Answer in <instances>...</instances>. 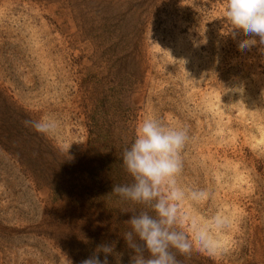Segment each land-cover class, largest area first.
Wrapping results in <instances>:
<instances>
[{
    "label": "rangeland",
    "instance_id": "1",
    "mask_svg": "<svg viewBox=\"0 0 264 264\" xmlns=\"http://www.w3.org/2000/svg\"><path fill=\"white\" fill-rule=\"evenodd\" d=\"M226 7L0 0V264L103 259L108 221L81 182L108 163L130 182L121 154L147 118L189 128L179 182L211 196L182 210L232 221L219 251L181 264H264V45L241 49ZM41 118L49 134L24 124ZM113 247L109 264H130Z\"/></svg>",
    "mask_w": 264,
    "mask_h": 264
},
{
    "label": "clouds",
    "instance_id": "2",
    "mask_svg": "<svg viewBox=\"0 0 264 264\" xmlns=\"http://www.w3.org/2000/svg\"><path fill=\"white\" fill-rule=\"evenodd\" d=\"M225 16L234 35L249 37L240 42L241 49L256 45L255 37L264 45V0H227ZM24 124L45 135L53 128L44 118L25 120ZM190 138L186 125L173 128L147 118L137 125L134 140L122 151V167L130 182L113 185L111 193L142 209L133 210L125 222L129 230L123 239L133 253L130 264H181L178 256L190 260L196 250L215 254L222 247L217 232L231 227L227 214L218 212L197 222L181 207L185 199L199 205L211 196L203 187L186 194L179 182L184 169L182 154ZM185 225L191 231H186ZM113 251L112 245L102 244L98 252L104 254L103 259L93 254L81 264H109Z\"/></svg>",
    "mask_w": 264,
    "mask_h": 264
},
{
    "label": "trees",
    "instance_id": "3",
    "mask_svg": "<svg viewBox=\"0 0 264 264\" xmlns=\"http://www.w3.org/2000/svg\"><path fill=\"white\" fill-rule=\"evenodd\" d=\"M95 170L89 180L81 182V188L90 192V202L93 211L108 221L107 243L119 248L124 255L129 258L133 255L127 247L123 235L129 230L125 222L130 219L133 210L140 211L139 207L133 206L127 202L121 201L118 196L111 193L112 186L123 184L122 178L117 175L119 167L117 164L108 163L106 166L95 167ZM118 170V171H116ZM117 227V229H115Z\"/></svg>",
    "mask_w": 264,
    "mask_h": 264
}]
</instances>
